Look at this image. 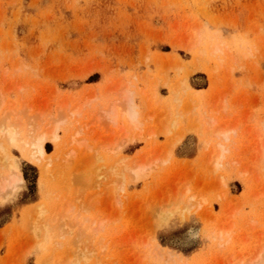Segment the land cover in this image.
Returning <instances> with one entry per match:
<instances>
[{"label": "rangeland", "instance_id": "1", "mask_svg": "<svg viewBox=\"0 0 264 264\" xmlns=\"http://www.w3.org/2000/svg\"><path fill=\"white\" fill-rule=\"evenodd\" d=\"M123 82L142 112L140 137L95 120L91 100L77 124H60L42 162L8 145L23 182L0 193V264H243L264 243V0H0V112L12 107L26 127L40 112L67 113L62 101L111 98ZM206 115L238 126L221 165L213 140L188 129ZM78 129L92 148L67 161ZM110 139L119 146L99 148ZM164 155L142 175L127 168ZM92 160L105 173L98 184L81 175Z\"/></svg>", "mask_w": 264, "mask_h": 264}, {"label": "bare ground", "instance_id": "2", "mask_svg": "<svg viewBox=\"0 0 264 264\" xmlns=\"http://www.w3.org/2000/svg\"><path fill=\"white\" fill-rule=\"evenodd\" d=\"M217 47V46H215ZM211 48L209 47L210 51L213 53L214 49L216 48ZM218 48V47H217ZM204 52V51H203ZM203 52L201 51L200 53L203 54ZM210 52V53H211ZM200 54V55H202ZM203 56V55H202ZM214 69V68H213ZM125 83V82H123ZM128 83V82H126ZM125 83V84H126ZM123 84V87L121 88H115V92L113 90V94L111 98H101L103 96H98L96 95L97 93H95L93 95V97H89L87 98L84 102H82L81 104H74L75 107L72 108H68V103H65L67 101H62L61 102V106H58V110H64L66 109L67 113H64L62 115V113H58L57 109H56V117H52V116H44V112H40L38 114L39 117H41V119H39V121L37 122V120L35 121L34 117L28 115V119H30V121L27 120V124L26 127L23 126L22 122L19 121V113L20 112H13L12 114L9 112L12 110V107L10 108V110H8L5 113L6 109H2V111L0 112V114L2 113L1 117H0V193L8 190H14L15 188L18 187V185L20 183L23 182V177L20 173V171L16 170L14 168V165L10 162V155L8 153V145L9 144H15L17 145L22 153L27 157V159L30 162H42L43 160H45L46 156H48L49 154L46 152L45 150V144L46 142H52L54 145H57L58 143V130L60 128L61 125L64 126V122H66L65 120H68L70 117H75V121L77 117H82L84 110H86L87 106L90 104L91 100H97L96 102V119L95 120H101L104 119V122L106 121L107 124H109L112 128V131L115 130L116 132H122L123 134L127 135L128 134V130L132 129L133 130H138L136 131L137 136L138 132L140 133L142 129H144L143 126V122L141 120V115L142 112L140 114V110L139 108L135 105V101H134V96L135 93L133 92V89L130 88L129 83L127 85ZM180 84V83H179ZM132 89V90H131ZM176 89V88H175ZM172 91V89H171ZM1 92V91H0ZM4 92V91H3ZM8 94V93H7ZM174 94V93H173ZM5 95L4 93L0 94ZM103 95V94H102ZM6 96V95H5ZM176 97V96H175ZM7 99L6 97L0 98L2 100ZM84 98V97H82ZM71 99V98H70ZM174 99V97H173ZM1 100V101H2ZM177 100V99H176ZM0 101V102H1ZM73 101V100H72ZM75 101V100H74ZM78 101V100H77ZM8 102V101H7ZM6 102V103H7ZM81 102V101H80ZM3 103V102H2ZM9 103H11L9 101ZM198 102H196L195 104H197ZM225 103V102H224ZM60 104V103H59ZM68 104V105H67ZM190 104V103H189ZM194 104V103H192ZM221 104V103H220ZM93 105H95L93 103ZM218 105V104H217ZM221 106V109L224 110V106ZM5 106H12L9 104H6ZM73 106V105H72ZM91 106V105H90ZM214 106V105H213ZM14 107V106H13ZM216 107V106H214ZM227 107V106H226ZM15 108V107H14ZM89 109V108H88ZM93 109V108H91ZM90 109V110H91ZM209 109V108H208ZM1 110V109H0ZM43 110V109H42ZM203 110V109H202ZM211 110V109H210ZM214 110V109H213ZM212 110V111H213ZM216 110V109H215ZM37 111V110H36ZM209 111V110H208ZM88 112V111H87ZM195 112V111H194ZM193 112V113H194ZM204 112V111H202ZM211 112V111H210ZM5 113V114H4ZM38 113V112H37ZM177 113V112H176ZM17 115L15 118H13L14 116H12L13 119L18 120L17 122H15L12 118H9V116L7 115ZM41 114V115H40ZM47 114V113H46ZM50 114V113H49ZM66 114V115H65ZM95 114V113H92ZM91 114V115H92ZM180 116L181 113L179 112ZM178 113L176 115H179ZM211 114V113H210ZM216 114V113H215ZM32 115V114H31ZM52 115V114H51ZM62 115V116H61ZM174 115V113H173ZM213 115V114H212ZM208 116L206 115V117L204 118H200V120H197L198 122L193 124L192 126H189V130H199V134L201 133V135L205 134L208 135L209 138L208 139H212L213 140V144H214V165L217 166L218 164H220V161L222 160V158L225 156V152L228 151L229 149V142L230 139L232 137V134L237 132V125H233V123H231L230 126H224L222 124L218 125L216 119L214 116ZM64 116V117H63ZM77 116V117H76ZM95 115H93L92 117H94ZM191 116V114H190ZM52 117V118H51ZM59 117V118H58ZM168 117H171L170 115ZM174 117H176L174 115ZM179 117V116H178ZM177 117V118H178ZM196 117H197V113H196ZM195 117V119H196ZM54 118V119H53ZM79 118V119H80ZM86 118V117H85ZM172 118V117H171ZM144 119V118H143ZM166 119V118H165ZM169 119V118H168ZM168 119L164 120V121H168ZM174 118H172L170 121L171 123H166L163 128L161 127V130L159 133H161L163 136H168L171 133V126L173 125L175 127V122H173ZM194 119V122H195ZM93 120V119H92ZM218 120V119H217ZM23 121V120H22ZM64 121V122H63ZM83 121V120H82ZM85 121V120H84ZM103 122V120H101ZM73 122V121H72ZM98 122V121H96ZM193 122V121H192ZM193 122V123H194ZM63 123V124H62ZM75 123V122H74ZM84 124V122H82ZM86 123V121H85ZM88 123V122H87ZM84 124L83 126H87L89 124H93V122H89V124ZM148 123V122H147ZM61 124V125H60ZM77 124V121L76 123ZM106 124V123H105ZM177 124V123H176ZM179 124V123H178ZM103 125V124H101ZM73 126V125H72ZM77 126V125H76ZM172 126V127H173ZM109 127V126H107ZM240 127V126H239ZM263 127V126H261ZM88 128V127H86ZM110 128V127H109ZM69 129V127H68ZM76 129V128H75ZM92 129V128H91ZM107 129V128H106ZM263 129V128H262ZM66 130V129H64ZM63 130V131H64ZM71 130V129H70ZM89 130V129H87ZM110 130V129H109ZM108 130V131H109ZM86 131V130H85ZM85 131H81V129L76 130L75 132L71 133L70 136V140H68L67 145H69V143L73 146L70 150L69 153H67V161L69 160V158H73L76 153L77 150L81 148H84L86 150H91V146L89 145V141L86 137L81 136V134H83ZM111 131V130H110ZM71 132V131H70ZM121 133V134H122ZM146 133V132H145ZM149 133V132H148ZM153 132H150L149 135H153ZM175 133V132H174ZM239 133V131H238ZM87 134V133H86ZM117 134V133H116ZM120 134V133H119ZM135 134V136H136ZM260 134V133H259ZM124 135V136H125ZM130 135V134H129ZM145 135V134H143ZM257 135V134H256ZM85 136V135H84ZM131 136V135H130ZM133 136V135H132ZM134 136V137H135ZM136 136V137H137ZM199 136V135H198ZM204 136V135H203ZM202 136V137H203ZM236 136V135H235ZM140 137V136H139ZM147 137V136H145ZM152 137V136H151ZM262 144H261V148H263L264 150V130L262 132ZM69 138V137H67ZM128 138V137H127ZM182 138V132L173 135L171 138L169 136V151L181 140ZM123 139V137L121 138ZM130 141L133 140V137L129 138ZM168 139V138H167ZM233 139V138H232ZM149 140V139H148ZM211 140V141H212ZM107 141V140H106ZM109 142H106L104 145H101V147L99 146V148H101L102 150L104 149H108V150H114L115 148H117L118 142L112 141L111 139L108 140ZM208 141V140H207ZM232 142V140H231ZM64 143V142H63ZM103 144V143H101ZM70 145V146H71ZM117 145V146H116ZM232 145V144H231ZM62 146V145H61ZM60 148V147H59ZM98 148V147H95ZM99 148L97 149L99 151ZM260 149V148H259ZM96 151V150H95ZM259 151V150H258ZM54 152V151H53ZM84 152V150H83ZM163 152V151H162ZM261 152V151H259ZM169 154V152H167ZM57 154V152H56ZM55 154V155H56ZM228 154V153H227ZM54 155V156H55ZM264 155V154H263ZM77 156V155H76ZM213 157V156H212ZM62 158V157H61ZM65 158V160H66ZM169 159V155H164L163 157L161 156V158L159 157H154L150 162L148 163H143V162H137L135 163V165L133 167L128 166L127 168L136 173V174H144L147 172V170H150L153 166H157L158 164H162L167 162ZM50 160V159H49ZM62 160V159H61ZM224 161V160H223ZM96 162V161H95ZM45 163V162H44ZM58 163V162H56ZM227 163V162H225ZM61 164V163H60ZM101 164V163H100ZM39 165V164H38ZM221 165V164H220ZM42 166V165H41ZM46 166V165H45ZM108 166V165H107ZM213 166V165H211ZM261 169L264 168V156L261 159V165H260ZM43 167V166H42ZM106 167V166H105ZM215 168L213 167V170ZM44 170V169H43ZM111 172V171H110ZM45 173V171H44ZM81 175L83 177V179L87 182V183H94V184H98L99 181L105 177V173L101 170V168L96 167L94 165V161L92 160L91 162H89L88 164H86L82 169H81ZM83 183V182H82ZM101 183V181H100ZM116 184V183H115ZM92 185V184H91ZM90 186V185H89ZM88 186V187H89ZM94 187V186H93ZM107 187V186H106ZM188 191V188H185L184 193ZM110 192V191H109ZM116 193V192H115ZM113 194V193H111ZM183 194V193H182ZM195 195H190L189 198L190 200L187 201H191V198H194ZM113 197V196H112ZM186 197V196H185ZM197 198V196H196ZM183 196H180V200L177 203H182L183 202ZM193 200V199H192ZM201 200V199H200ZM205 200V199H204ZM202 198V201H204ZM177 201V200H175ZM200 202V201H199ZM40 203V202H39ZM37 204L36 208L38 209L37 213L38 216H35L34 219H38L39 215H41V213L44 211V209L42 208L41 204ZM174 204L173 205V210L175 208H178V204ZM189 203V202H188ZM202 204V203H201ZM45 207V206H44ZM68 208V206L66 207ZM47 209V208H46ZM176 210V209H175ZM69 215H67L66 213H63L61 215V219H62V225L64 227L68 228V231L70 232V229L68 227V221H69ZM58 219V218H57ZM34 220V221H35ZM251 221V220H250ZM36 222V221H35ZM96 223V222H95ZM101 221L98 222V225L94 228L95 230L98 229L99 226L101 225ZM92 225V224H91ZM36 226V225H35ZM90 227V226H89ZM94 227V225H93ZM53 228V227H51ZM36 229V228H35ZM85 229V228H84ZM52 231V230H51ZM234 231V230H232ZM228 231L225 230H220L218 232V238L220 239H224V236H227ZM51 234V233H50ZM193 235V234H192ZM93 236V235H92ZM231 236V235H230ZM49 237V236H47ZM46 237V238H47ZM57 244V243H56ZM61 246V245H60ZM84 253V252H83ZM50 255V254H49ZM79 257V256H78ZM72 261V260H71ZM243 264H264V243H260L256 249V251L251 255L250 258H248L246 261H243Z\"/></svg>", "mask_w": 264, "mask_h": 264}]
</instances>
